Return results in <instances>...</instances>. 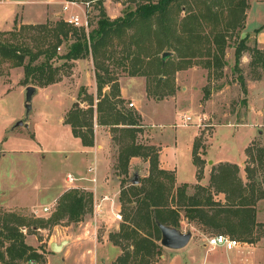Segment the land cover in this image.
Segmentation results:
<instances>
[{
	"label": "rangeland",
	"instance_id": "1",
	"mask_svg": "<svg viewBox=\"0 0 264 264\" xmlns=\"http://www.w3.org/2000/svg\"><path fill=\"white\" fill-rule=\"evenodd\" d=\"M4 1L0 0V3ZM193 1L187 0V4ZM203 1L207 4L213 0ZM248 2L244 28L231 29L227 32L229 45L226 48V64L222 74L217 69L209 72V69L203 66L205 58L193 59L195 63L191 66L176 70L179 58L177 54H172L174 59L170 63L171 70L168 75L162 76L163 79L159 78L165 83L156 85L152 80L150 93L147 89H141L140 93L133 88L128 97L122 98L124 102L120 106L133 109L140 116L141 131L137 133V142L155 146L158 150L159 143L162 142L163 127L165 126L168 131L173 128L159 122L166 124L175 120L172 125H196L199 129L196 138L202 145L200 156L204 160L203 176L207 171L209 182L210 176L217 173L222 165L233 164L229 161L218 163L214 159L217 154L229 153L236 162H239L245 151V162L235 163L240 169L238 175L243 183L249 187L253 186L257 195H260L264 193V167L260 168L244 147L253 133L255 137L248 146L264 147V64L253 62L254 48L264 51V41L262 44L259 43L255 37L248 34L254 33L255 30L247 28L248 15L249 26L264 19V0ZM99 3L104 5L111 17L115 11L122 15L129 0L94 1L90 8L91 23L98 18ZM62 6L63 3L56 4L55 10L58 14L50 15L45 22L37 24L54 23L62 19L64 16L60 13ZM70 8L68 13L73 10L82 13L87 6L83 5L81 9L72 6ZM15 20L14 27L9 30L15 26L20 28L24 24L19 18ZM248 35L249 48L236 65L235 48L241 39ZM61 46L58 51L64 53L67 45L63 43ZM57 63L60 65L63 60H58ZM113 70L121 73V67L117 68L116 65ZM240 75L245 78L246 92L239 81ZM56 83V90L48 92L43 90V87L35 85L42 89L33 98V111L28 120L31 124L29 127L16 126L17 122L24 118V90L28 85L34 84L25 85L22 67L9 69L7 64H0V179H3L6 185V187L0 185V225L8 223L12 227L17 226L25 243L32 248L28 254L38 253V257L29 260L16 259L11 264H113L122 254V249L114 243L111 236L119 232L123 222L113 221L107 214L96 218L89 194H92L93 202L105 195L120 196L123 176L118 175L116 169L119 145L117 140L113 139L118 133L110 126L104 125L105 128H101L102 125L97 122L96 105L100 96L91 57L78 59L69 66L62 67L60 80ZM90 83H94L93 86ZM105 92L110 93L106 90ZM91 97L94 108L95 144L85 147L80 138L73 136L71 126L65 119L75 108L87 111ZM132 101L135 103L134 107L129 105ZM185 115L192 117L189 124L182 122ZM189 131L190 128L179 126L176 142L168 140V145H162L166 163L171 166L177 163L183 176L187 178L196 174L190 154ZM97 144H103V147H96L100 150L98 155L102 161L101 165L97 162V156L91 153V148ZM133 158L132 165L130 162L129 179L134 178L135 171L139 172V178L142 179L149 174V162L141 157ZM94 163L97 165L96 173L89 170ZM247 167L250 168V178L246 171ZM101 172L103 175L98 178L97 175ZM69 173L78 179L75 182H68ZM93 178L96 180L93 181ZM124 188L128 189L129 183L125 184ZM72 189L79 190L85 195L88 201L86 212L77 221L65 216L57 223H51L63 201L61 196ZM214 197L216 201L227 202L224 193H214ZM256 209L260 224L256 226L251 236H248L260 244L264 240V197L257 200ZM181 215L180 228L183 231L191 230V242L183 249L162 246L160 254L153 258L151 264H213L217 247L212 249L207 246L206 239L215 234L228 232L224 228L216 230L198 228L185 221L187 219L183 211ZM18 223L21 224L18 226ZM235 238L240 239L238 236ZM64 239L69 242L61 250L51 249V242L59 243ZM9 243L10 241L0 236V251L6 258H8L6 247ZM158 243L161 244L160 241ZM263 248L264 245L260 246L258 251ZM255 257H258L257 254ZM0 264L10 263L0 261Z\"/></svg>",
	"mask_w": 264,
	"mask_h": 264
},
{
	"label": "trees",
	"instance_id": "2",
	"mask_svg": "<svg viewBox=\"0 0 264 264\" xmlns=\"http://www.w3.org/2000/svg\"><path fill=\"white\" fill-rule=\"evenodd\" d=\"M248 8V0H213L207 4L203 0L188 4L187 0H129L124 13L115 18L107 14L101 3L98 18L94 25L91 23L89 30L71 26L63 19L54 23L22 24L20 28L15 26L12 30H0V64H7L9 69L22 67L25 85L45 87L56 83L60 80L62 67L78 59H92L100 96L96 105V119L99 124L110 126L118 133L113 136L119 145L116 169L118 175L123 176V189L119 196L123 224L119 232L111 236L114 243L121 247L122 254L113 264H151L162 248L158 243L162 235L156 221L180 228L182 211L187 221L198 228H224L233 237L255 243L249 236L260 224L256 202L264 197V193L257 195L253 186L243 183L238 175L239 166L235 163L222 165L217 173L210 176L207 186L189 183L177 185L175 173L160 166L159 150L155 146L137 142V133L141 131L140 116L135 110L120 106L124 99L120 97L119 82L122 76L146 77L149 93L152 91V80L156 85L165 83L159 78L168 75L174 59L171 55L164 60L162 54L165 51L177 54L176 70L191 66L195 63L193 59L205 58L203 66L209 72L217 69L222 74L229 45L227 32L244 28ZM263 29L264 24L254 32L259 33ZM248 37L242 38L235 48L236 65L249 48ZM63 43L67 49L59 53L58 47ZM253 55V62L264 64V51L254 48ZM58 60H63V63L59 65ZM114 64L117 68L121 67V73L113 70ZM239 81L246 92L243 75H240ZM107 86L110 93L105 92ZM93 117L91 97L87 111L75 108L65 119L73 135L80 138L85 147L95 144ZM200 147L202 145L196 138L193 162L198 168L199 180L203 177L204 163ZM246 149L247 154L263 168L264 147L248 146ZM133 157H141L149 162V174L138 184H133L129 179ZM246 171L250 178V168L247 167ZM127 183L128 189L124 188ZM190 189H193L192 193ZM214 193H224L227 202L216 201ZM61 197L60 209L50 222L57 223L65 216L73 221L79 220L87 210L85 195L72 189ZM89 198L93 207L92 194H89ZM0 236L10 241L6 247L8 258L0 251L1 262L11 264L16 259L38 257V253L28 254L32 248L25 243L17 226L3 223L0 225Z\"/></svg>",
	"mask_w": 264,
	"mask_h": 264
},
{
	"label": "crops",
	"instance_id": "3",
	"mask_svg": "<svg viewBox=\"0 0 264 264\" xmlns=\"http://www.w3.org/2000/svg\"><path fill=\"white\" fill-rule=\"evenodd\" d=\"M66 1L67 0H5L4 2L0 3V30L5 31V30H9V29L13 28L14 27V21L17 18L21 19V23H24V24H37V23L45 22L50 15L54 16V15L58 14V12H56V10H55V6H56V4H59V3H63V6L61 7L60 13H62L65 16L71 10V8H70V10L64 11L63 7H64ZM105 4H106V2H105ZM250 10H249V12H250ZM73 12H75V10H73ZM117 16H119V14L116 13V11L114 14H111L112 18H115ZM249 21H250V16L248 15L247 28H252L254 30L264 24V19L261 20L260 22H258L257 24L252 25V26L248 25ZM248 34L250 36L255 37L259 43H261V44L263 43V41H264V29L261 30L259 33L249 32ZM79 62H82V61H79ZM80 64H82V63H80ZM119 82H120V97L124 98V99L129 96L130 91L133 88H136L141 93V89L145 90L146 85H147L146 79H144L143 76H122L119 78ZM93 84L94 83H90L91 86H93ZM56 85H57V83L45 86V87H43V90H45L47 92L51 91V90H56V88H55ZM41 89L42 88H39V91H41ZM105 90L107 92H109L110 87L107 86L105 88ZM186 116L187 115L183 116L182 122L183 121L186 122L185 121ZM159 123L173 127V128H171L172 129L171 131L166 130L165 126L162 129L163 130L162 131L163 135L161 136L162 142L159 143V145H160V150H159L160 166L166 170H170V171L175 172L177 185H181L183 183H189L192 185L200 184L203 186H207L209 184L208 183L209 182L208 181L209 180V173L206 171L204 173V176L199 180L197 177L198 168L193 162V145H194L196 137L199 134L198 127L196 125H172L173 123H175V120L166 122V124L163 122H159ZM29 124H31V123L29 122ZM179 126L190 128V131H189L190 138H191L190 154H192V163L196 169L195 170L196 174H194V176L192 174L191 178H187V177L183 176L184 174L180 170V167L177 165V163H175L172 166L168 165L166 163V161L164 160V157H163L164 150L162 148L163 147L162 145H168V143H167L168 140H170L171 142H176L175 139H176L177 134H178L177 128ZM101 128H105V126L102 125ZM254 137H255V134L253 133L250 136L246 147L250 144V142L253 140ZM96 147H103V144H97V146L91 148L92 155L97 156V158H98L97 162L99 165H101L102 161L98 155L100 150L96 149ZM246 147H244V148L246 149ZM245 157L246 156H245V151H244L241 160L239 162H236V160L234 158H232L229 153H226L225 155H223L220 152L219 154H217V157H215L214 159L217 160L218 163L229 161V162H233V163H237V164H243L245 162ZM136 158H138V157H134L133 159H136ZM132 164H133V160H131V165ZM93 166L95 167L94 173H96V170H97L96 163H94ZM136 172H138V171H135V173ZM102 175L103 174L101 172V174L99 173L97 175V177L101 178ZM95 176H96V174H95ZM0 185L2 187H6V185L3 182V179H0ZM192 190L193 189H190L191 193H192ZM58 193H60V191ZM118 197H119V195H118ZM185 221L188 223L187 220H185ZM262 245H264V240L260 244H257V243H252V244L249 243L248 245L244 244L242 247L235 248L232 250H227L224 247L219 246V247H217V253H214L215 255H214L213 264H264V248L260 249V251H258L260 246H262ZM186 247L187 246H185L184 248H186ZM256 254L258 256L257 258L255 257Z\"/></svg>",
	"mask_w": 264,
	"mask_h": 264
},
{
	"label": "built area",
	"instance_id": "4",
	"mask_svg": "<svg viewBox=\"0 0 264 264\" xmlns=\"http://www.w3.org/2000/svg\"><path fill=\"white\" fill-rule=\"evenodd\" d=\"M91 3H93V1L83 2V1H77V0H74V1L67 0L63 7L64 11L70 10L71 6L74 8L81 9V6L85 5L87 6V9L86 10L83 9L82 13H80L79 11L70 12L69 14L62 16V19L71 26L89 30L90 25H91V20H90V12H91L90 8L92 7ZM61 48H62L61 46L58 47V50H60ZM129 105L131 107H134L135 103L132 101V103H129ZM191 120H192L191 116H186L185 124H189L188 122H191ZM89 170L95 172V167L91 166ZM77 179L78 178L73 176L71 173L67 175L68 182H75ZM92 180L95 181L96 179L93 178ZM93 211H94V215L96 218H99L103 216L104 214H107L108 216H110V219H112L113 221L123 222L122 204L120 202L119 197L117 196L110 197L108 195H105L99 199H95L93 203ZM249 243L250 242L242 241L229 234H224V233L215 234L211 237H207L206 239V245L209 246L210 248L221 246L227 250L240 248L244 244L248 245ZM27 264H32V263H27Z\"/></svg>",
	"mask_w": 264,
	"mask_h": 264
},
{
	"label": "water",
	"instance_id": "5",
	"mask_svg": "<svg viewBox=\"0 0 264 264\" xmlns=\"http://www.w3.org/2000/svg\"><path fill=\"white\" fill-rule=\"evenodd\" d=\"M173 53L171 51H165L162 54V58L165 60L168 56H171ZM164 77H160V79H163ZM39 88L35 85H28L24 90V118L22 120H19L16 124V126L23 125L25 127H29V118L33 111V98L38 93ZM140 181L139 173H134V178L132 179L133 184H138ZM158 227L161 231V240L160 243L162 246L169 248V249H182L185 246L188 245V243L192 239V232L191 230L183 231L180 228L171 226V225H165L158 220L156 221ZM69 240L64 239L60 241L59 243L56 241H53L50 243V247L53 251H59L61 250L66 243H68Z\"/></svg>",
	"mask_w": 264,
	"mask_h": 264
}]
</instances>
